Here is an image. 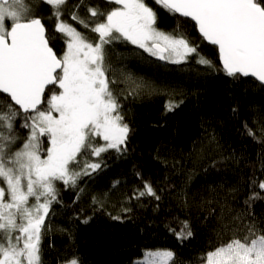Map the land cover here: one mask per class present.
<instances>
[{
	"label": "trees",
	"instance_id": "obj_1",
	"mask_svg": "<svg viewBox=\"0 0 264 264\" xmlns=\"http://www.w3.org/2000/svg\"><path fill=\"white\" fill-rule=\"evenodd\" d=\"M27 2L55 36L49 43L61 54L59 47L66 42L53 31L52 9L41 0ZM146 2L157 12L158 29L171 32L180 21V33L198 55L176 64L123 40L105 45V66L114 81L110 87L132 129L127 150L91 157L103 160L101 169L75 186L55 182L57 198L42 229V264L73 259L79 264H129L147 250L164 249L175 252V264H197L207 251L244 237L238 228L249 220L235 218L248 211L244 201L253 193L260 199L250 210L264 227V190L258 188L264 180V85L229 77L218 48L202 39L194 22L170 16L153 0ZM115 7L113 0H68L62 19L95 43L98 34L91 27L101 18H92L87 9L107 13ZM73 12L89 27L71 20ZM201 57L214 67L200 64ZM0 100L10 98L0 95ZM169 102L178 107L167 111ZM22 123L18 118L15 132L21 139L13 150L28 135ZM96 141L103 143L99 137ZM144 181L159 200L136 198ZM176 218L189 223L191 237L173 235L170 229L179 231Z\"/></svg>",
	"mask_w": 264,
	"mask_h": 264
},
{
	"label": "snow or ice",
	"instance_id": "obj_2",
	"mask_svg": "<svg viewBox=\"0 0 264 264\" xmlns=\"http://www.w3.org/2000/svg\"><path fill=\"white\" fill-rule=\"evenodd\" d=\"M41 2L52 9L53 31L66 42L61 55L49 43L55 36L49 35L27 0H0V95L10 98L0 100V184L4 185L0 186V264H42V229L57 198L55 182L75 186L82 177L101 169L103 160L91 157L100 158L109 150L126 153L132 129L110 87L114 81L105 66V45L123 40L176 64L190 54L198 55L180 33L179 20L171 32L156 27L157 12L146 0H113L118 7L107 13L87 9L92 18H101L91 27L98 34L95 43L62 19L68 0ZM153 3L170 16L178 14L194 22L202 39L218 48L222 70L229 77L251 76L264 84V0ZM70 18L89 27L74 12ZM198 62L214 67L203 57ZM175 107L169 102L166 110ZM18 118L23 119L20 127L28 135L13 150L21 139L15 132ZM97 137L103 143H97ZM142 183L144 190L137 191L136 198L160 199L150 183ZM258 188L264 190V181ZM30 198L35 203L29 205ZM257 199L255 193L250 195L244 201L248 211L235 218L249 220L238 228L245 231L244 237L207 251L197 264H264V227L250 210ZM176 223L179 231L170 229L173 235L180 240L192 236L187 221L176 218ZM175 257L168 249L146 251L144 264H175ZM69 264L79 262L73 259Z\"/></svg>",
	"mask_w": 264,
	"mask_h": 264
},
{
	"label": "rangeland",
	"instance_id": "obj_3",
	"mask_svg": "<svg viewBox=\"0 0 264 264\" xmlns=\"http://www.w3.org/2000/svg\"><path fill=\"white\" fill-rule=\"evenodd\" d=\"M8 22L6 21V24H7ZM87 38V37H86ZM90 40H92V37L90 38V39H88V41H90ZM92 42V41H91ZM60 48V50H61V48H64V50H66V44H64V45H62V46H60L59 47ZM62 54V53H61ZM61 54H59V55H61ZM167 61H169V60H167ZM264 181V180H263ZM41 202H43V198H41ZM33 203H35V200H34V198H30L29 199V205H31V204H33ZM147 251H155V250H147ZM146 252V251H145ZM144 252V253H145ZM69 262L70 261H68V262H66V263H63V264H69ZM129 264H144V254H143V256L141 257V258H137V259H135V260H133V262H131V263H129Z\"/></svg>",
	"mask_w": 264,
	"mask_h": 264
},
{
	"label": "water",
	"instance_id": "obj_4",
	"mask_svg": "<svg viewBox=\"0 0 264 264\" xmlns=\"http://www.w3.org/2000/svg\"><path fill=\"white\" fill-rule=\"evenodd\" d=\"M39 18H40V17H39ZM188 19H189V18H188ZM207 43H209V42H207ZM209 44H210V43H209ZM219 60H220V59H219ZM220 62H221V61H220ZM221 64H222V62H221ZM249 77H251V76H249ZM253 79L256 80V81H258V80H257L256 78H254V77H253ZM258 82H259V81H258ZM259 83H261V82H259ZM263 85H264V84H263ZM13 103H14V102H13Z\"/></svg>",
	"mask_w": 264,
	"mask_h": 264
},
{
	"label": "bare ground",
	"instance_id": "obj_5",
	"mask_svg": "<svg viewBox=\"0 0 264 264\" xmlns=\"http://www.w3.org/2000/svg\"><path fill=\"white\" fill-rule=\"evenodd\" d=\"M243 77V76H242ZM244 78H251V79H253V77H244ZM258 82V81H257Z\"/></svg>",
	"mask_w": 264,
	"mask_h": 264
},
{
	"label": "flooded vegetation",
	"instance_id": "obj_6",
	"mask_svg": "<svg viewBox=\"0 0 264 264\" xmlns=\"http://www.w3.org/2000/svg\"><path fill=\"white\" fill-rule=\"evenodd\" d=\"M89 42H91V41H89ZM58 55V54H57Z\"/></svg>",
	"mask_w": 264,
	"mask_h": 264
}]
</instances>
